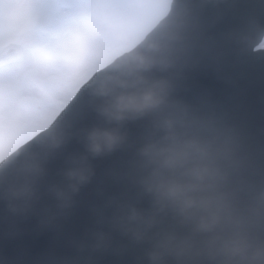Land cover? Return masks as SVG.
<instances>
[{"label":"clouds","instance_id":"obj_1","mask_svg":"<svg viewBox=\"0 0 264 264\" xmlns=\"http://www.w3.org/2000/svg\"><path fill=\"white\" fill-rule=\"evenodd\" d=\"M93 12L82 60L123 42L130 19L123 5H89ZM244 45L264 57V31L249 35ZM146 42L108 62L110 71L90 82L91 95L102 100L95 111L114 127H93L84 133L86 154L69 158L65 183L47 192L53 201L43 212L55 218L72 204L73 196L94 175L89 158L110 154L126 142V121L151 118V128L129 161L130 194L112 198L99 210L97 223L110 232L153 242V264H264V144L229 121L215 108L174 95L167 78H149L173 61L145 55ZM69 60L29 93L8 102L13 129L31 136L28 145L0 162V204L16 214L36 210L39 181L51 149L66 135L57 119L65 96L64 80L76 69ZM146 201V204L144 203ZM94 248L108 239L95 233Z\"/></svg>","mask_w":264,"mask_h":264},{"label":"water","instance_id":"obj_2","mask_svg":"<svg viewBox=\"0 0 264 264\" xmlns=\"http://www.w3.org/2000/svg\"><path fill=\"white\" fill-rule=\"evenodd\" d=\"M261 1L262 5L250 0H174L169 16L144 41L151 45L145 55L173 61L167 71L154 67L146 76L171 80L177 98L215 108L249 132L257 145L264 144V57L249 52L244 41L264 31ZM23 51L18 44H8L0 51V65L18 59ZM109 71L107 67L96 73L57 117L66 140L48 152L36 210L16 214L0 204V264H153L150 238L137 241L97 223L103 205L130 194L129 161L151 128L150 117L124 122L125 144L89 158L94 175L68 209L55 218L43 212L53 203L47 190L65 183L69 158L86 154L84 133L115 126L97 114L102 100L92 96L89 87ZM24 145L36 151L32 139ZM262 179L264 165L256 176L258 183ZM101 230L109 239L95 249V233ZM168 264L175 262L169 259Z\"/></svg>","mask_w":264,"mask_h":264},{"label":"rangeland","instance_id":"obj_3","mask_svg":"<svg viewBox=\"0 0 264 264\" xmlns=\"http://www.w3.org/2000/svg\"><path fill=\"white\" fill-rule=\"evenodd\" d=\"M170 1L0 0V48L10 41L26 48L19 61L0 68V160L31 138L13 129L9 101L26 96L67 61H77L75 71L64 80L61 109L93 73L139 41L167 12ZM98 3L125 6L122 11L131 23L121 44L83 61L93 12L87 6Z\"/></svg>","mask_w":264,"mask_h":264}]
</instances>
